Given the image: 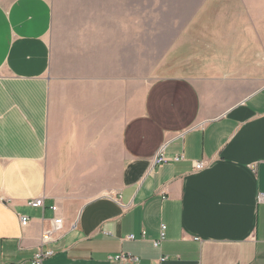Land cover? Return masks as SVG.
I'll return each mask as SVG.
<instances>
[{"label": "crops", "instance_id": "1", "mask_svg": "<svg viewBox=\"0 0 264 264\" xmlns=\"http://www.w3.org/2000/svg\"><path fill=\"white\" fill-rule=\"evenodd\" d=\"M238 1L137 97L113 48L55 50L51 0H0V264L40 248L42 264H264V84L242 73L264 55V0Z\"/></svg>", "mask_w": 264, "mask_h": 264}, {"label": "rangeland", "instance_id": "2", "mask_svg": "<svg viewBox=\"0 0 264 264\" xmlns=\"http://www.w3.org/2000/svg\"><path fill=\"white\" fill-rule=\"evenodd\" d=\"M228 0H51L52 37L55 50L62 56L68 53L94 52V46L103 49L104 60L113 48L114 60L120 68L134 64L136 96L156 75L166 73L170 63L183 66L199 44L192 32H199L196 22L202 20L203 30L209 34L222 21ZM239 5V1L230 3ZM249 11V9H247ZM221 25V23H220ZM218 29V28H217ZM194 33V34H195ZM196 37V36H194ZM179 42L171 59L168 49ZM191 48V50H190ZM80 50V51H79ZM251 74L254 81L246 91L264 84V55L252 56Z\"/></svg>", "mask_w": 264, "mask_h": 264}, {"label": "built area", "instance_id": "3", "mask_svg": "<svg viewBox=\"0 0 264 264\" xmlns=\"http://www.w3.org/2000/svg\"><path fill=\"white\" fill-rule=\"evenodd\" d=\"M163 148H161L156 157L154 158V163H162L166 161V158L163 156L162 154ZM174 159L179 160L182 159L181 155H177L174 156ZM205 162L204 161H199V162H194V169L195 170H201L202 168L205 167ZM257 201L260 203H264V193H258L257 195ZM28 205L32 206V207H41L43 206V201L41 198H36L33 200H30L28 202ZM52 210H56L55 207H51ZM19 222L20 225L25 227L28 222L29 219L26 216H19ZM62 229V220L60 218H55L52 219L49 222V225L47 226V228H45L42 232V237H41V242L45 243L48 242L50 240H52ZM164 230H165V226H161V232H160V238L158 240L154 241V246H159L160 241L163 239L164 237ZM142 237L145 236V232H142ZM127 240H134L135 236L133 234H130L128 236H126ZM52 252L50 250H43V249H39L34 256L30 259V263L29 264H42V261L51 256ZM109 260L111 261H123V260H135L136 258L134 256H132L130 253H121L115 256H109L108 257ZM164 258H162L163 260Z\"/></svg>", "mask_w": 264, "mask_h": 264}]
</instances>
